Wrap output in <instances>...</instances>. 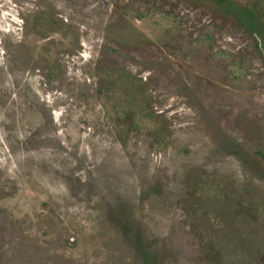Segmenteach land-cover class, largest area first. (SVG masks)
<instances>
[{"label": "rangeland", "instance_id": "rangeland-1", "mask_svg": "<svg viewBox=\"0 0 264 264\" xmlns=\"http://www.w3.org/2000/svg\"><path fill=\"white\" fill-rule=\"evenodd\" d=\"M0 264H264V0H0Z\"/></svg>", "mask_w": 264, "mask_h": 264}]
</instances>
